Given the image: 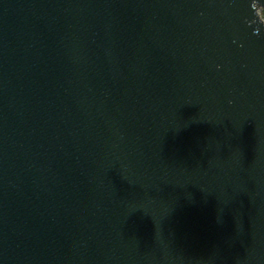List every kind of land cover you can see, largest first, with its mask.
Masks as SVG:
<instances>
[{
  "label": "water",
  "instance_id": "obj_1",
  "mask_svg": "<svg viewBox=\"0 0 264 264\" xmlns=\"http://www.w3.org/2000/svg\"><path fill=\"white\" fill-rule=\"evenodd\" d=\"M264 0H0V264H264Z\"/></svg>",
  "mask_w": 264,
  "mask_h": 264
},
{
  "label": "built area",
  "instance_id": "obj_2",
  "mask_svg": "<svg viewBox=\"0 0 264 264\" xmlns=\"http://www.w3.org/2000/svg\"><path fill=\"white\" fill-rule=\"evenodd\" d=\"M259 15H260V17L263 19V21H264V12H263V11H260V12H259Z\"/></svg>",
  "mask_w": 264,
  "mask_h": 264
}]
</instances>
